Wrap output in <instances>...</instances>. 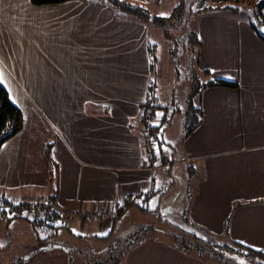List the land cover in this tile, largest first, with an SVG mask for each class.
<instances>
[{
  "label": "crops",
  "instance_id": "crops-1",
  "mask_svg": "<svg viewBox=\"0 0 264 264\" xmlns=\"http://www.w3.org/2000/svg\"><path fill=\"white\" fill-rule=\"evenodd\" d=\"M228 25L237 29L224 39ZM198 28L200 70L240 88H208L196 97L201 124L182 136L177 170L191 179L193 192L180 200L181 211L216 240L264 250V41L243 18L210 15ZM148 33L147 24L116 20L104 4L0 0L1 84L24 116L22 131L0 150V189L52 193L46 148L55 140L58 204L76 216L81 231L95 238L111 233L116 205L152 195L154 166L139 120L151 80L160 107L156 121L170 108L159 104ZM174 75L172 65L169 83ZM130 248L126 264H208L156 240ZM34 264L85 261L81 253L65 252Z\"/></svg>",
  "mask_w": 264,
  "mask_h": 264
},
{
  "label": "rangeland",
  "instance_id": "rangeland-1",
  "mask_svg": "<svg viewBox=\"0 0 264 264\" xmlns=\"http://www.w3.org/2000/svg\"><path fill=\"white\" fill-rule=\"evenodd\" d=\"M260 1L243 0L238 3L235 0H227L216 3L212 0H161L157 3L153 0V4L145 6L148 12L158 17H171L175 9L180 12L176 18L167 21L164 28L160 26L159 22L147 24L149 46L156 45L157 47L155 51L157 70L155 73L156 82L160 84L159 96L161 100L159 104L162 107L170 108L169 116L172 123L169 126H164L165 142L162 145H152L148 149L155 160L151 161L154 166L152 174L154 182L151 190L152 195H149V198L145 200H139L145 211L138 207L130 208L112 223L111 233L99 236V238L93 237V231H81L76 223V216L72 212L69 213L72 214V219H68V224L58 230L52 228L55 225L52 227L34 226L26 219L0 221V264H15L20 260L24 264H34L37 258H47L52 254L65 252L72 255L81 253L85 264H126V256L131 250V248L128 249L129 246L135 243L139 244L143 239L156 240L184 253L199 255V258L208 264H222V258L219 255L227 256L225 254L226 247L222 246L232 243L226 239L215 240L209 235L206 236L198 227L192 226L183 217L180 200L182 202L186 197L189 200L190 193L193 192L192 182L189 178L185 181L181 171H177L180 167L178 162L182 158L181 140L185 133V111L189 108L191 101L196 102V97L192 98V91L195 87L214 79L215 74H207L198 67L199 57L198 51H195L196 45L189 43L185 49L178 47L179 53L176 57L173 56V53L168 52V48H173V41L176 37L189 38L192 32H198L201 21L210 15L234 18L238 23L242 22L243 18L244 23L259 26V29L264 32L261 15L254 7V4ZM204 6L213 7L215 11L207 12L203 9ZM228 6L237 7V10L232 11ZM229 27L230 25H228ZM235 29L237 28H229L228 32L223 31L224 39H229L230 31ZM55 40L51 37L49 39L52 45L56 44ZM40 42L41 47H44L46 40L43 42V46L42 38H40ZM185 51L191 54L190 57L184 53ZM176 60L179 61V67ZM190 63L192 70L189 69ZM172 65L175 67V71L179 68V73L175 72L171 84L167 76H169ZM169 84H171L170 87H168ZM156 123H161V120ZM138 125V122H134L136 128ZM52 142L54 143L55 140ZM150 157L152 156L148 154V158ZM42 194L50 195L51 192L33 193L29 190L5 191L0 189V196L17 203L35 200ZM101 220V217H97L98 222ZM195 238L200 242L195 243ZM215 244H217L216 247ZM196 246H200L199 250L203 248V252L195 249ZM210 251L212 254L204 255ZM234 258L233 264L241 260L240 257L234 256Z\"/></svg>",
  "mask_w": 264,
  "mask_h": 264
},
{
  "label": "trees",
  "instance_id": "trees-1",
  "mask_svg": "<svg viewBox=\"0 0 264 264\" xmlns=\"http://www.w3.org/2000/svg\"><path fill=\"white\" fill-rule=\"evenodd\" d=\"M73 1H82L87 3H97L104 4L110 7L113 11L114 18L116 20H130L136 21L142 24H149L154 22H159L161 27L166 26V22L170 21L173 18H176L180 12L175 9L173 15L171 17H158L152 15L147 11L145 5L133 2L131 0H31L32 5L34 6H51V5H61L66 4ZM206 1V0H205ZM227 1V0H225ZM223 1V2H225ZM239 3V0H235ZM205 4V2H204ZM229 7V6H228ZM254 7L259 11L261 15V25L264 28V14L262 11L264 10V0L254 4ZM205 11L214 12L215 9L213 7L204 6ZM230 10L236 11L237 7H229ZM261 40L264 41V33L261 32L259 26L251 25ZM188 42V43H187ZM199 46L201 44V39L199 37L198 32H192L189 38L176 37L173 41V48L171 49V53L176 57L179 48H186L187 44ZM156 45L150 46L148 48L152 70L156 65ZM188 54L190 57V53L187 51L184 52ZM183 58L185 56L183 55ZM187 60V59H186ZM184 61V60H183ZM177 66L179 67V61L176 60ZM189 68V67H188ZM190 70H192V65L190 63ZM177 74L179 73V68L175 71ZM203 72L209 74V71L204 70ZM157 84L154 81H150L148 94L146 101L140 105L139 108V120L143 127V140L147 139L145 144L148 143L149 148L152 145H162L164 140V126H169L172 122L169 113L164 112V116L161 117V123L157 124V112L160 110L158 105L157 98ZM208 88H225L230 90H238L240 87L237 83L228 82L219 79H212L206 84L199 85L195 87L192 91V98L197 97L200 92L208 89ZM201 111L199 107L195 105L192 101L190 102V106L185 111V121H184V138L190 136L201 124L200 120ZM24 126V116L21 109L11 100L10 94L7 89L0 82V150L2 146L12 139L14 136L19 134ZM164 129V130H163ZM163 138V139H162ZM53 147L54 143L51 142L47 145L46 148V156L51 164V187L52 193L49 196H40L35 200H29L24 202H14L10 199H7L4 196H0V221H14L18 219H26L34 226H47L52 227L55 225L54 230H58L63 226L67 225L69 220L66 217L65 213L62 211L61 207L58 204V195H59V176H60V166L53 158ZM162 154V151L160 152ZM150 156V160L154 159L153 154L148 153ZM155 161V160H153ZM191 175V173H189ZM190 198V197H189ZM138 207L145 211V209L141 206V204L132 198H128L122 203L116 205L115 213L113 215V222L117 220L118 217L121 216L124 212L129 210L130 208ZM182 215V214H181ZM116 217V218H115ZM183 217L194 227L193 223L189 221L188 214L186 212L183 213ZM52 223V224H51ZM202 231L206 236L209 234L207 231ZM112 232V231H111ZM211 236V235H209ZM195 237V236H193ZM212 237V236H211ZM213 238V237H212ZM214 239V238H213ZM216 240V239H215ZM194 242H200L197 238L194 239ZM194 243V244H195ZM217 244H215L216 247ZM132 246V245H131ZM129 246V247H131ZM202 246V245H201ZM200 247V246H199ZM199 247H195L198 249ZM220 247V246H218ZM222 247H226V255L221 256L222 264H233L235 261L234 256L240 257L241 260L236 262V264H264V250H255L244 245L233 243L231 245H223ZM198 251L203 252V248ZM123 252V251H122ZM210 253H205L204 255H209ZM237 259V258H236ZM15 264H24L23 261H18Z\"/></svg>",
  "mask_w": 264,
  "mask_h": 264
},
{
  "label": "built area",
  "instance_id": "built-area-1",
  "mask_svg": "<svg viewBox=\"0 0 264 264\" xmlns=\"http://www.w3.org/2000/svg\"><path fill=\"white\" fill-rule=\"evenodd\" d=\"M146 145L149 146L148 143H146ZM65 214L67 215L69 220L72 219V214H69V212H65Z\"/></svg>",
  "mask_w": 264,
  "mask_h": 264
},
{
  "label": "snow or ice",
  "instance_id": "snow-or-ice-1",
  "mask_svg": "<svg viewBox=\"0 0 264 264\" xmlns=\"http://www.w3.org/2000/svg\"><path fill=\"white\" fill-rule=\"evenodd\" d=\"M0 82H3V76L2 75H0ZM102 234L106 235V233H102Z\"/></svg>",
  "mask_w": 264,
  "mask_h": 264
}]
</instances>
